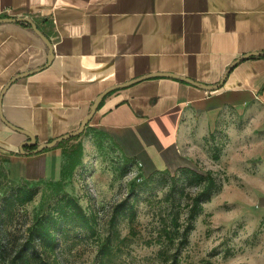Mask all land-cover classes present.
Returning <instances> with one entry per match:
<instances>
[{
	"label": "crops",
	"instance_id": "0c3cea01",
	"mask_svg": "<svg viewBox=\"0 0 264 264\" xmlns=\"http://www.w3.org/2000/svg\"><path fill=\"white\" fill-rule=\"evenodd\" d=\"M0 167L11 183L54 181L61 149L21 155L27 131L36 145L74 132L106 88L150 73H172L215 85L241 55L264 51V0H0ZM232 111L260 139L264 187V56L236 63L206 90L170 76H150L107 92L87 127L107 136L145 178L192 168L183 143L195 125ZM86 128V127H85ZM196 129V130H197ZM34 149V148H33ZM29 151L28 149H25ZM256 151V152H257ZM264 210V193L256 198Z\"/></svg>",
	"mask_w": 264,
	"mask_h": 264
},
{
	"label": "rangeland",
	"instance_id": "374dc122",
	"mask_svg": "<svg viewBox=\"0 0 264 264\" xmlns=\"http://www.w3.org/2000/svg\"><path fill=\"white\" fill-rule=\"evenodd\" d=\"M197 128L195 125L190 130L183 150L193 161V169L211 173L221 188L203 204L184 246L177 247L175 240L176 244L169 248L163 242L162 230L165 226L170 229L172 214L165 201L172 187L168 178L153 189L143 187L145 178L136 164H131L106 136L92 128L68 139L61 148L58 179L29 184L36 191L34 199L14 209L6 219L11 245L22 243L34 219L67 193L95 217L96 236L69 233L49 257L51 262L94 264L108 235L113 208L129 199L135 216L132 222H119L111 264H169L164 259L174 252L177 264H264V210L256 201L264 193V187L257 186L256 176L262 171L256 150L260 138L249 135L246 123L232 111L219 113L207 129ZM2 182L0 198L9 185ZM179 188L180 206L176 209L182 212L179 221L183 225L189 197L198 188L189 184Z\"/></svg>",
	"mask_w": 264,
	"mask_h": 264
},
{
	"label": "trees",
	"instance_id": "16d2710c",
	"mask_svg": "<svg viewBox=\"0 0 264 264\" xmlns=\"http://www.w3.org/2000/svg\"><path fill=\"white\" fill-rule=\"evenodd\" d=\"M19 23L30 27L25 22ZM88 128L86 126L84 130ZM66 142L67 140L60 142L52 149H61ZM127 160L131 164H135L132 160ZM164 178H168L172 185L165 199L172 210V214L168 226L170 229L165 226L162 230V237L165 240L163 242L170 245L169 248H172L176 244V240L177 247H182L188 243V237L194 230V223L203 211V204L220 191L221 185L209 172L202 174L192 168L183 167L178 168L173 175L168 171H156L145 177L142 186L153 189L158 183L162 184ZM4 180L9 182L5 178L3 168L0 167V185ZM29 184L31 183L25 181L9 182L0 198V264H58L51 262L49 257L58 249L59 241L67 238L69 233L95 238L97 225L95 217L88 215L74 197L64 193L51 209L49 208L42 215L36 217L33 223L27 227L26 238L22 243L18 246L11 245L6 235V219L13 215L12 211L14 209L22 207L34 199L36 191L29 187ZM186 184L198 188V191L195 195L189 197L190 202L186 205L187 211L182 225L179 221L182 212L176 209L180 206V200L177 197L180 196L182 191L179 186L182 187ZM128 200L126 199L113 208L109 219L108 235L104 244L98 249L94 264H111L113 241L119 237L117 226L122 220L132 222L135 216V209L132 204H129ZM164 262L177 264V254L174 252L169 257H165Z\"/></svg>",
	"mask_w": 264,
	"mask_h": 264
},
{
	"label": "water",
	"instance_id": "95a60500",
	"mask_svg": "<svg viewBox=\"0 0 264 264\" xmlns=\"http://www.w3.org/2000/svg\"><path fill=\"white\" fill-rule=\"evenodd\" d=\"M15 22H25L26 24H28L30 26V28L32 29V31L44 42V44L47 46V60H46V64H49L52 60V57H53V52H52V44L51 42L49 41V39L37 28V26L30 20V19H8V18H4V19H0V24L1 23H15ZM252 56H264V51H252V52H248V53H245L243 55H241L240 57H238L237 59H235L229 66L228 68L226 69L224 75L222 76V78L220 79V81L215 84V85H206V84H200L198 82H195L193 80H190L186 77H183V76H179V75H176V74H172V73H150V74H147L145 76H142V77H139V78H135V79H132L130 81H127V82H124L122 84H116V85H113L111 87H108L106 89H104L93 101V103L91 104L90 106V109H89V112L87 114V116L82 119L81 123H80V126L77 130H75L74 132H71V133H68V134H65V135H62L56 139H53L52 141L48 142V143H42V144H38L36 145V139L33 135H31L29 132L27 131H24V130H21V129H18V128H15L11 125H9L7 122H5L3 120V118H1V120L9 127L11 128L12 130L24 135L27 140L22 142L19 147H18V151L21 155H28V154H31V153H38V152H42L44 150H49V149H52L54 148L57 144H59L60 142H63V141H66L68 139H71V138H74L78 135H80L83 130L85 129V127L89 124L100 100L102 99V97L107 93L109 92L110 90L112 89H115V88H118V87H122V86H126V85H129L135 81H137L138 79H141V78H145V77H150V76H160V75H164V76H170V77H174V78H178V79H181L183 81H186L190 84H193V85H196V86H199L201 88H204L206 90H212V89H215L217 87L220 86V84L222 83V81L224 80V78L226 77V75L228 74V72L232 69V67L238 63L239 61L243 60V59H246L248 57H252ZM39 68H35L33 70H29V71H25V72H22V73H19L17 75H15L13 78L10 79L9 82L6 83V85L2 88L1 92H0V104H1V98H2V95L4 93V91L6 90V88L8 87V85L15 79L17 78H20V77H24L32 72H35L37 71ZM30 148H34L30 151H26L25 149H30Z\"/></svg>",
	"mask_w": 264,
	"mask_h": 264
}]
</instances>
